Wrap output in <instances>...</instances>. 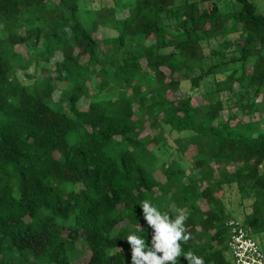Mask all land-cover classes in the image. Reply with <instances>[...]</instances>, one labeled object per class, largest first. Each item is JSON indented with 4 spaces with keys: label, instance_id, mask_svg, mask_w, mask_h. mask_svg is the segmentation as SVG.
<instances>
[{
    "label": "trees",
    "instance_id": "16d2710c",
    "mask_svg": "<svg viewBox=\"0 0 264 264\" xmlns=\"http://www.w3.org/2000/svg\"><path fill=\"white\" fill-rule=\"evenodd\" d=\"M221 1L169 25L178 0H0V264H131L146 199L184 210V252L234 264L227 189L264 234V12ZM211 76L216 100L177 97ZM168 137L187 164H159Z\"/></svg>",
    "mask_w": 264,
    "mask_h": 264
},
{
    "label": "clouds",
    "instance_id": "9594fccd",
    "mask_svg": "<svg viewBox=\"0 0 264 264\" xmlns=\"http://www.w3.org/2000/svg\"><path fill=\"white\" fill-rule=\"evenodd\" d=\"M143 220L151 229L150 247L145 239L131 233L126 240L131 249V264H177L183 256L188 264H204L202 257L192 251L184 252L182 247L190 239L186 228L187 215L183 209L177 210L175 218L163 213L149 200L139 203Z\"/></svg>",
    "mask_w": 264,
    "mask_h": 264
},
{
    "label": "rangeland",
    "instance_id": "374dc122",
    "mask_svg": "<svg viewBox=\"0 0 264 264\" xmlns=\"http://www.w3.org/2000/svg\"><path fill=\"white\" fill-rule=\"evenodd\" d=\"M121 3L125 2L126 0H119ZM187 0H178L176 8L171 10L168 13H164V20L167 24L173 25L176 23L177 20V7L185 3ZM260 2V9L262 12H264V0H257ZM220 8L223 11H230L237 9L238 6L231 2V1H221L220 2ZM101 32H103L106 36H112L114 35V32L108 31L103 29ZM206 52H208V46L204 44ZM59 59V56H56L52 62L49 65H44L48 68L53 69V64L55 61ZM30 72H33V67L31 68ZM20 76H23L22 73H20ZM26 80V78H25ZM262 92L264 93V88H262ZM186 94H190L194 96L196 99V102H202L203 99H207L210 101L216 100L218 98V94L216 93V85H215V78L213 76L208 77L204 82H202L201 86L198 89L192 90L190 86L187 83H183V90L180 91V93L177 94V97L184 96ZM237 96L241 98L244 101H252L253 97H250L249 94H245L244 91L237 92ZM260 97L256 98V101H260ZM87 104V101L84 99L81 101V106L85 107ZM245 119H248L247 117ZM167 144L161 145L159 148L156 149V154L159 158V164H162L163 162H167L169 160H181L183 164H187V160H189V157L186 159L183 158L180 150L177 148V146L174 143V139L168 137ZM225 203L228 206V208L233 212V215L235 219H238L240 221L244 220V216L246 214H249L251 212V202L245 201L243 203L240 202L239 196L235 190L227 189L226 195H225ZM254 239L258 242L260 245L261 250L264 252V234L253 236ZM230 256V255H229ZM79 264H84L83 262H80Z\"/></svg>",
    "mask_w": 264,
    "mask_h": 264
},
{
    "label": "built area",
    "instance_id": "2783aa9c",
    "mask_svg": "<svg viewBox=\"0 0 264 264\" xmlns=\"http://www.w3.org/2000/svg\"><path fill=\"white\" fill-rule=\"evenodd\" d=\"M230 228L229 252L234 264H264V252L238 219L228 221Z\"/></svg>",
    "mask_w": 264,
    "mask_h": 264
},
{
    "label": "crops",
    "instance_id": "0c3cea01",
    "mask_svg": "<svg viewBox=\"0 0 264 264\" xmlns=\"http://www.w3.org/2000/svg\"><path fill=\"white\" fill-rule=\"evenodd\" d=\"M230 256H231V254H230ZM232 258V257H231Z\"/></svg>",
    "mask_w": 264,
    "mask_h": 264
}]
</instances>
